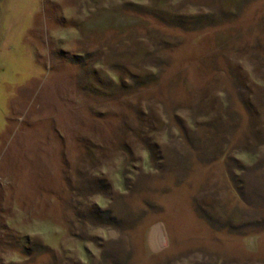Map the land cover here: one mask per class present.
I'll list each match as a JSON object with an SVG mask.
<instances>
[{"label":"rangeland","instance_id":"374dc122","mask_svg":"<svg viewBox=\"0 0 264 264\" xmlns=\"http://www.w3.org/2000/svg\"><path fill=\"white\" fill-rule=\"evenodd\" d=\"M0 264H264V0H0Z\"/></svg>","mask_w":264,"mask_h":264},{"label":"clouds","instance_id":"9594fccd","mask_svg":"<svg viewBox=\"0 0 264 264\" xmlns=\"http://www.w3.org/2000/svg\"><path fill=\"white\" fill-rule=\"evenodd\" d=\"M161 227L164 229V232H165L164 243L161 246H154L152 244V242H151V239H149V242H148V246H149L150 250L153 253H156V254H159L160 252L164 251L168 247V244H169V241L167 239V228H166V225H163V223L161 222Z\"/></svg>","mask_w":264,"mask_h":264}]
</instances>
